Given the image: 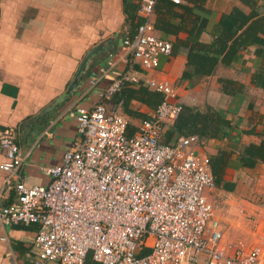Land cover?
<instances>
[{"label": "built area", "instance_id": "2783aa9c", "mask_svg": "<svg viewBox=\"0 0 264 264\" xmlns=\"http://www.w3.org/2000/svg\"><path fill=\"white\" fill-rule=\"evenodd\" d=\"M155 1H138L141 23L122 41L127 67L93 108H76L78 137L62 164L45 170L48 184L25 185L14 135L0 136L3 185L15 193L0 206V224L36 227L34 264H83L88 253L98 264H264V224L255 221L248 239L226 238L208 199L216 188L208 158L194 146L201 140L181 136L162 143L182 104L176 86L144 74L172 52L155 35ZM100 72L105 77L106 69ZM126 85L162 96L131 134L126 116L105 103Z\"/></svg>", "mask_w": 264, "mask_h": 264}, {"label": "crops", "instance_id": "0c3cea01", "mask_svg": "<svg viewBox=\"0 0 264 264\" xmlns=\"http://www.w3.org/2000/svg\"><path fill=\"white\" fill-rule=\"evenodd\" d=\"M138 1L0 0V136L8 131L14 135L24 157L20 173L25 185L49 183L45 170L60 166L63 154L78 137L76 108H93L111 80L125 71L127 56L122 41L130 30L128 16L135 13ZM167 1L170 3L157 7L152 22L161 19L171 28L183 27L177 34L155 30L156 36L171 45L195 39L188 33L195 23L179 6H188L207 20L199 37L204 43L217 36L221 16L234 8L244 14L255 11L264 15V0H179L176 5ZM111 38L110 50L88 62L79 78L80 86L65 96L87 52ZM259 38L239 50L229 66L219 64L208 77L182 79L188 52L182 44L177 45L175 56H160L158 69L144 74L176 86L182 106L198 110L210 107L231 121L233 127L225 130L224 137L194 146L207 158L220 150L232 153L224 179L234 184V191L216 187L215 197L247 208L264 223V163L250 169L239 162L244 146L264 140V37ZM102 68L106 69L105 77H100ZM95 77L99 79L90 84ZM222 80L235 83L227 86ZM105 103L108 109L126 116L129 133L135 132L141 116L150 117L153 111L132 101L129 109L133 115H127L116 94ZM4 161L0 149V165ZM4 178L0 169V206L15 197L13 188L3 185ZM215 192L208 194L213 204ZM216 214L223 224L217 207ZM35 230L34 225L0 224V264H34Z\"/></svg>", "mask_w": 264, "mask_h": 264}, {"label": "trees", "instance_id": "16d2710c", "mask_svg": "<svg viewBox=\"0 0 264 264\" xmlns=\"http://www.w3.org/2000/svg\"><path fill=\"white\" fill-rule=\"evenodd\" d=\"M167 0H156L154 13L157 7L167 5ZM174 5V4H173ZM176 5V4H175ZM139 3L134 6L135 13L128 16L129 33L132 37L135 30L141 23V18L137 15ZM184 10L187 18L194 21L195 26L188 33L195 37L193 41H177L172 44L171 57L176 55L178 44L187 47L186 70L182 74V79L190 80L194 76L208 77L214 74L219 64L229 66L235 59L237 53L242 48L251 46L264 37V15H258L255 11L244 14L240 9L234 8L230 13L221 16L219 21V33L210 42L199 41L207 24L206 19H200L193 13L188 6H179ZM157 17V16H156ZM198 24L196 25V23ZM154 30H160L177 34L183 27H173L168 23L164 24L161 19L152 22ZM162 23L163 25H159ZM227 86L235 82L231 80H222ZM239 90V89H238ZM118 101L121 102L124 113L133 115L129 109L130 103L136 101L150 110H154L161 102V94L151 91L145 86H124L117 94ZM147 119V116H141ZM233 127L230 120L219 111L210 107L204 110L194 109L188 106H182L181 112L173 126L165 130L162 143L171 144L181 136H196L201 141L224 137L225 130ZM131 134V133H129ZM232 158V153L227 150H220L217 154L208 157V164L214 177L216 187L224 191L233 192L234 184L224 179L225 171L228 168V161ZM239 162L244 168H254L258 163H264V140L258 144H249L243 147ZM142 254H145L143 252ZM83 264H98L93 261L91 253H88Z\"/></svg>", "mask_w": 264, "mask_h": 264}, {"label": "rangeland", "instance_id": "374dc122", "mask_svg": "<svg viewBox=\"0 0 264 264\" xmlns=\"http://www.w3.org/2000/svg\"><path fill=\"white\" fill-rule=\"evenodd\" d=\"M216 189H214V192ZM216 192L213 195L214 203L219 211L220 217H223V224L226 227V235L229 239L241 237L242 239L250 238V231L255 221L261 222V217L258 218L255 214L248 211L247 208L239 207L237 204L224 203V200L215 197ZM213 204V205H214ZM214 208L216 210V207ZM243 210V211H242ZM221 217V218H222ZM263 219V218H262ZM262 223V222H261ZM264 224V223H262Z\"/></svg>", "mask_w": 264, "mask_h": 264}, {"label": "water", "instance_id": "95a60500", "mask_svg": "<svg viewBox=\"0 0 264 264\" xmlns=\"http://www.w3.org/2000/svg\"><path fill=\"white\" fill-rule=\"evenodd\" d=\"M113 42V39H107L100 44H98L95 48L89 50L83 60L81 61L79 68L75 74V77L73 78L72 82L67 87L65 96H69L72 92H74L79 86V78L82 74L85 73L86 67L88 65L89 61H92L93 58L97 57L99 53L102 52H108L110 50L111 44Z\"/></svg>", "mask_w": 264, "mask_h": 264}]
</instances>
